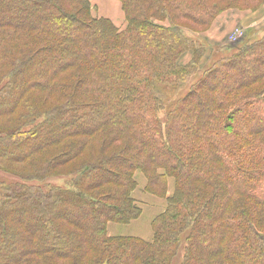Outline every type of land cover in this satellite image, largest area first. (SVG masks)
Instances as JSON below:
<instances>
[{
    "label": "trees",
    "instance_id": "16d2710c",
    "mask_svg": "<svg viewBox=\"0 0 264 264\" xmlns=\"http://www.w3.org/2000/svg\"><path fill=\"white\" fill-rule=\"evenodd\" d=\"M120 1L124 29L90 0H0V167L72 176L0 183V264H264V35L204 68L196 37L264 0ZM138 171L167 198L152 242L108 234L142 214Z\"/></svg>",
    "mask_w": 264,
    "mask_h": 264
},
{
    "label": "rangeland",
    "instance_id": "374dc122",
    "mask_svg": "<svg viewBox=\"0 0 264 264\" xmlns=\"http://www.w3.org/2000/svg\"><path fill=\"white\" fill-rule=\"evenodd\" d=\"M121 6H122V3H121ZM94 8L96 7L94 6ZM122 10H123V7H122ZM231 12H235L237 14L236 15L228 14L229 12H226L227 13V16H225L226 20L225 18H222V17L218 18L214 22L212 27L206 33H202L196 36L205 45V47H208L209 45L215 48V49L213 48V53L211 54L213 55V58L209 62L203 61L202 68H204L209 63L212 64L213 62H215V60H220L221 58H223L222 56L228 53L230 54L233 51L231 50L229 52L227 50H223V49H226L225 44H228L232 40L230 36L232 37V35L238 34L239 32H241L239 35L246 32L247 35H246L245 41H254L255 39L260 38L264 35V5L260 6L259 9H251V10H246V11H231ZM94 15L96 17H99L96 14L95 10H94ZM99 18H103V17H99ZM224 21H225V24H224ZM227 23L230 25L232 24V27L230 29L229 28L227 29L225 27ZM126 25H127V22H126V17H125L124 25L119 26V28L124 29ZM242 45H244V43H242L241 46ZM222 46H224V48H221ZM191 58L192 56L190 54H187L182 59V63L188 64L191 61ZM201 74L202 73L196 72L193 76L190 77L189 82L181 88L166 87L165 92H164L166 99L169 98L173 100L174 102H176V100L179 97L185 95L187 91L191 89L192 87L191 85L193 84V82L197 81L200 78ZM168 107H170V104H168ZM164 111L159 113V116H161L162 118H163V115L165 114ZM10 168L18 171V174L24 173L27 170L26 167L22 165H15ZM68 171L69 169H67V167L64 168V170L61 171L62 175L58 174L57 176L51 178V180L23 181V180H19L16 177H13L5 173L4 168L0 167V183L1 182H8V183L22 182L28 185L36 184L45 189H49L48 187H50V183L54 185L55 184L60 185L63 187L65 186L70 187L72 176H68V175L64 176V174H67ZM135 178L137 181V187L133 192V198L137 201L138 205L142 208V214L137 220L132 221V222L137 221L132 226H129L130 224H132V222L127 225L112 224L115 226H113L114 228L109 229V235L110 234L112 236L136 235V236H140L141 237L140 239L143 238L142 240L152 242L155 236L154 234L155 232L153 229V221L155 217L165 212L167 208V198L165 196L162 197L156 194H152L146 190L148 180L141 171H138L136 173ZM175 189H176V181L173 178H170L168 181V190L166 193L167 196H170V197L173 196ZM158 198H161V199H158ZM162 199H165V200H162ZM152 201H156L160 203V205H163L165 207H162L159 210L154 209L153 207H151ZM180 252L181 254H179V256L175 259L174 264H181L184 250ZM46 264H67V263L66 261H61L58 259V260L52 261L51 263H46Z\"/></svg>",
    "mask_w": 264,
    "mask_h": 264
},
{
    "label": "crops",
    "instance_id": "0c3cea01",
    "mask_svg": "<svg viewBox=\"0 0 264 264\" xmlns=\"http://www.w3.org/2000/svg\"><path fill=\"white\" fill-rule=\"evenodd\" d=\"M90 1H91L92 5L96 7L95 11H96V14L99 17L108 18V19L112 20L116 25H118V27L124 25V23H125V14H124V12L122 10V6H121V3H120V0H90ZM228 14L236 15L237 13L229 12ZM225 16H227V13L223 14L221 17L225 18ZM225 20H226V18H225ZM224 24H225V21H224ZM225 27L227 29L228 28L230 29L232 27V24L230 25V24L227 23L225 25ZM121 28H123V27H121ZM167 197H169V196H167ZM158 199H161V198H158ZM162 200H165V199H162ZM151 207H153L154 209H158L159 210L160 208L165 207V206L160 205V203H158L156 201H152ZM136 222L137 221L132 222V224H130L129 226H132ZM109 224L110 225H108V234H109V229L110 228H114L113 226H115V225H112V224H116V223H109ZM118 225H120V224H118ZM110 236H112V235L110 234ZM130 237L141 238L140 236H136V235H133V236H130Z\"/></svg>",
    "mask_w": 264,
    "mask_h": 264
},
{
    "label": "built area",
    "instance_id": "2783aa9c",
    "mask_svg": "<svg viewBox=\"0 0 264 264\" xmlns=\"http://www.w3.org/2000/svg\"><path fill=\"white\" fill-rule=\"evenodd\" d=\"M241 32H239L238 34H235V35H233L232 37H231V39H232V41H236L238 38H240L242 35H243V33L241 34V35H239ZM238 35V36H237Z\"/></svg>",
    "mask_w": 264,
    "mask_h": 264
}]
</instances>
